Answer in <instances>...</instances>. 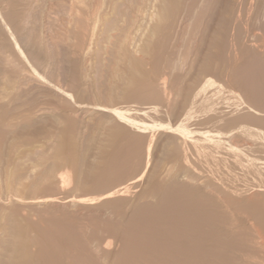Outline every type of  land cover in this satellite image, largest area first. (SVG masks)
<instances>
[{
    "label": "rangeland",
    "instance_id": "rangeland-1",
    "mask_svg": "<svg viewBox=\"0 0 264 264\" xmlns=\"http://www.w3.org/2000/svg\"><path fill=\"white\" fill-rule=\"evenodd\" d=\"M0 264H264V0H0Z\"/></svg>",
    "mask_w": 264,
    "mask_h": 264
},
{
    "label": "bare ground",
    "instance_id": "bare-ground-1",
    "mask_svg": "<svg viewBox=\"0 0 264 264\" xmlns=\"http://www.w3.org/2000/svg\"><path fill=\"white\" fill-rule=\"evenodd\" d=\"M66 177V176H65Z\"/></svg>",
    "mask_w": 264,
    "mask_h": 264
}]
</instances>
